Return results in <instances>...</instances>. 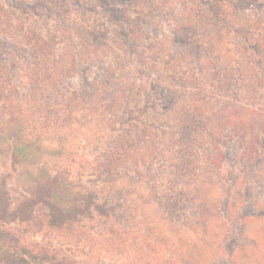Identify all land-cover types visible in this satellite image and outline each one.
<instances>
[{
  "label": "trees",
  "instance_id": "obj_1",
  "mask_svg": "<svg viewBox=\"0 0 264 264\" xmlns=\"http://www.w3.org/2000/svg\"><path fill=\"white\" fill-rule=\"evenodd\" d=\"M73 1L78 2L85 9L83 14L87 15L91 12L88 3L90 0ZM98 1L101 2L98 11L106 20L101 19L91 24L86 21L77 24L75 20L70 19L67 8L69 0L28 1L27 4L33 5L30 9L40 6L41 14L49 12L45 15V27L50 25L48 18L55 21L52 14L56 12L57 6H61L58 15L64 18L62 27L54 25L51 32L47 29V35L43 34L42 28H38L35 20L15 15L0 1V120L5 126L2 136L6 144L4 152L10 157V171L0 174V262L2 264H73V262L58 259L54 254L47 252L41 254L26 246L21 241V236L5 228L17 223L37 225L38 228L46 223L50 228L70 232L75 226L82 224L84 219H91L97 215L125 224L128 222L127 231L134 229L130 227L129 214L133 209L130 207L129 198L138 191L137 185L140 182L147 180L154 183L151 171L144 170L147 159L152 160L154 151H157L164 160L171 159V167L173 165L177 167L175 169L177 179H171L166 190L150 188L147 192V200L159 207L164 226L159 227L153 220L144 227L143 233H135L132 242H136L139 238L140 247L145 245L149 247L145 249V252L151 249L154 258L155 255H159L161 249L167 252L168 260L162 259L158 264H207L204 259H199L202 239L211 249H214L212 252L216 253L215 257L209 259L208 264H237L240 259L247 256L264 264V233L263 237L258 235V238L248 227L258 219V222L263 225L264 232V211H259L261 205H258L259 195L256 192L262 183L264 184V175L259 174L264 168V96L262 107L254 109L249 108L252 102L246 104L235 97V104L229 105L234 112L233 123L230 122V115L223 111L226 102L222 103V100H216L218 103L215 108L205 109L204 105L209 102L205 95H201L200 106L193 105L190 108L188 104L179 108L178 103L175 107L177 101L173 102L172 98L170 104L173 102V110L166 109L167 113H164V118L168 120L173 118L175 121V127L170 132L171 135L174 134V137H169L174 149L169 155L158 146L160 141L154 142L157 137L154 138V132L149 131L154 124L150 118L155 119L154 114L157 110L150 104L148 97L150 98L154 91H163L162 87L166 85L163 86L158 78L151 83L148 76L138 72V75L133 78L123 77L122 86L118 85L113 89L108 84V77L113 73L112 68L106 67L104 79L99 81H96V77L102 76L104 71L101 70L99 73L93 71L96 65L94 59L102 62L111 55L106 53L103 57L100 55L102 52L100 48L101 46L110 48L109 43H112L113 39L114 44H117L114 48L124 53L118 56L111 55L113 60H117L115 61L117 66H127L123 61L127 54L129 61L137 63L138 68L142 67L139 69L140 72L154 69V61L149 56L150 52L156 49L157 39L153 36L160 33V17L168 8L165 3L159 6L155 0ZM199 1L204 6L197 12L199 18L207 19L206 23H210L211 28L217 32L228 29L227 34L238 40L242 47L247 48L249 57L244 56L234 61L237 66H240L238 86L244 87L247 84L245 80H251L253 76L264 79V45L262 46L256 39V36L264 33L262 25L264 16H261L264 0ZM225 8L230 11L229 14ZM252 8H256L261 13H258L260 18L256 17L255 20L250 21L244 14ZM204 11L207 14L206 12L204 14ZM253 23L256 24L253 26ZM197 24L196 22L195 25ZM184 28L185 32L178 29L174 32L177 35L174 37L182 49L179 54H176L179 55L180 62L196 68L198 77L191 76L189 79L182 80L191 86L194 84L197 90L200 89L201 84H206L212 90L218 89L215 87L217 84L214 79L219 78L222 61L219 59L220 51L214 46L215 37H212V31L207 38L202 34L192 33L191 28H187L186 24ZM61 29L65 30L66 38L71 37L73 40L71 44L66 42L62 46L65 49V55L60 51L61 47H56L55 43L59 37H64V34H60ZM147 29L152 30L147 33L148 37L142 39L143 35L139 38V32L145 34ZM13 35L19 36L20 40L16 42L11 39L10 42V37ZM53 43L55 47H52ZM139 48L140 56H138ZM25 59L28 62L23 63L31 64L28 69L25 65H21L22 60ZM52 59L54 65L50 63ZM129 61L127 60V63ZM204 61H209L212 65L210 74L207 69L204 72ZM42 71L52 76L47 78V82L52 81L51 79L54 81L63 79L68 80V84H72L75 80L72 78L76 77V74L81 75L82 80L74 87H66L61 92V90L57 91L54 84L44 83L45 74ZM18 73L25 74L23 76L27 77L28 82H25V86L31 93H35L38 97L47 96L53 100V104L56 105L53 111L58 116L61 113L68 114L70 106L73 105L87 114H90V111L98 112L99 109L106 111L105 113L108 110L117 112L118 106L120 110H125L126 116L139 121L141 126L134 134L127 128L123 132L128 136H134L139 142L147 138L150 149L145 147L144 153H139L137 146L131 144L124 146L118 143L122 154L120 155L116 148L110 151L108 154H111V158L106 157L107 169L99 168L92 173L96 181L111 186L116 180L115 177L124 173L117 172L122 168H125L127 173L134 170L137 178L130 177L129 183L123 186L121 184L117 188L113 185L114 189L112 188L110 192L112 197L107 195L102 201L98 197L96 187L83 186L78 180L69 176L66 168L39 166L37 171L27 170L30 160L41 146L40 143H43L47 125L40 123L35 117L36 112L26 101V96L22 97L23 95L18 91L17 83L19 82L16 79L24 84L19 79L21 75L18 77ZM89 73H92L95 79L90 80ZM191 79L195 83H192ZM140 83L146 84L142 87ZM49 85L53 89H50ZM151 90L152 94L148 95ZM123 94L131 95H125L121 99L119 96ZM141 94L147 96L145 100L140 101ZM197 96L199 98L200 93ZM21 98H25L24 102ZM130 103L133 105L131 106ZM66 106L68 109L65 108ZM101 111L96 114L98 118L103 119L104 113ZM86 116L83 115V118ZM120 117L123 118V116ZM107 120L110 122L108 138L111 139L118 127L113 119ZM209 124L211 127L208 126ZM213 127L220 132V138L224 137V140L220 141L219 137H215ZM55 129L57 128L52 129V134ZM200 131L204 132L203 135H200ZM233 137L239 138L235 146L241 150L239 155L232 152L231 149L234 150V146L225 145L232 141ZM128 140L131 143L129 138ZM219 150L222 151L223 157L217 159L214 152ZM203 157H206L205 161L202 160ZM223 159L234 161L232 168H228L226 172L227 176L223 177L228 188L223 187L218 194L214 193L216 199L211 200L212 194L205 188L208 184L206 175H202L196 165L198 162L200 164L205 162L204 165L209 162L214 165V169L221 170L224 165ZM258 169L260 172L256 171ZM14 175L16 177L20 175L26 179L27 184L22 191H16L12 186ZM216 175L220 176L219 170L213 173V176ZM178 185L181 187H177ZM235 192L239 193L241 199L237 198ZM123 208L126 209L124 212H122ZM189 228L194 229L195 233H189ZM138 229L140 228L135 229V232ZM182 233L185 237L181 236ZM209 234L211 236L208 237ZM97 264L102 262L98 261Z\"/></svg>",
  "mask_w": 264,
  "mask_h": 264
},
{
  "label": "rangeland",
  "instance_id": "obj_2",
  "mask_svg": "<svg viewBox=\"0 0 264 264\" xmlns=\"http://www.w3.org/2000/svg\"><path fill=\"white\" fill-rule=\"evenodd\" d=\"M0 1L7 7V9H10L12 12H14L15 15H20L21 17L31 18V20H35L38 28L43 29L42 31L44 35L48 34L46 32L47 29L49 32H51L50 30L54 29V25H56V27L57 25L59 27H62L64 18L58 15L61 6H57L55 10L56 12L52 14V17H54L55 21L53 22L52 19L50 20L48 18L49 20L47 19V21L50 22V25L45 27V15H48L49 12H43L41 14L40 11L42 10V8L40 6L30 9V7H32L33 5L27 3L28 1L32 0ZM69 1L70 3L67 6V8L69 9L68 15L70 19L72 18L73 20H75L77 24H80L83 21L91 24L92 22L100 21L101 19L106 20V18L102 17V14L98 11L99 4L101 3L100 1L90 0L88 2L91 8V12L87 15L83 14L85 9L81 5H79L78 2H75L73 0ZM155 1L156 3H159V6H162V3H165L166 8L168 9H165L162 13V16L160 17V33L154 34L156 36H153L157 39L155 45L156 49H154V51L152 50L149 56L154 61V69H147V71L145 72H140L139 69H141L142 67L138 68L137 63L129 61L127 54L125 59H123V61L126 62L127 66H117L115 64V61L117 60H113V57H111V55L118 56L119 54L123 55L124 53H122V50L117 51V49L114 48L117 44H114L113 39L112 43H109L110 48H105L103 46H101L100 48V51H102L100 55H102L103 57H105L104 55L106 53L111 55L109 56L107 54L108 56L102 62H100L98 59H94V61L96 62V68L94 67L93 71H96V73L101 72V70L104 71L102 76L96 77V81H99L104 79L105 68H112L113 73L108 77V84L113 89H115L118 85L122 86L123 77L133 78L134 76L138 75V72L140 74L142 73L144 76H148L149 79H151V81H149L151 83L154 79L158 78L163 86L166 85V87H162L163 91H154V93H157L158 95L154 93L152 94V90L148 92V95L152 94L150 98L148 97V100L150 104L153 105L157 110V112L154 114L155 119L150 118L151 122L154 124L152 129L149 131L154 132V138L157 137L154 142L160 141L158 146L162 148V150L164 149L170 155L171 150H173L174 148L172 147L171 139H169V137H174V134L171 135L170 132L172 128L175 127V121L173 118H169L170 120L164 118V113H167L166 109H168V111L169 109L173 110V102L177 101L175 107L178 103L179 108L182 105L188 106V104L190 105V108L193 105L197 107V105L200 106L202 103L201 95H205L207 101L209 102L208 104L204 105L205 109H207L208 107L215 108L218 103L216 100H222V103L226 102V107L225 109H223V111L226 112V114L230 115V122L233 123L234 118H232V116H234V112L229 107V105L231 103L235 104V97H238L240 102H244L246 104L252 102L253 104H251L252 106H250L249 108L254 109L255 107H262L261 104L263 103L262 97L264 96V79L254 78L253 76L251 80H245L248 85L246 84L244 87L238 86L240 66H237L236 62L234 63V61H238L244 56L249 57L247 48L242 47V44H240L238 40L234 39L232 36H229L227 34L228 29L217 32L211 28L210 23H206L207 19H202L197 16V12L200 9L202 10L204 7L201 1ZM119 5L122 4L119 3ZM205 12L206 11H204V14ZM226 12L228 14L230 13V11L227 9ZM259 12L261 13V11L256 10V8H252L251 10L246 11L244 15L245 18L251 21L260 16H258ZM261 16H264V4L263 14L261 13ZM196 22L198 23L197 25H195ZM257 22L258 21H256V23ZM256 23H253L252 25L254 26V24ZM184 24L187 25V28H191L192 33H196V35L198 33L202 34L203 37L208 38V35H210V31H212V37H215L214 46L220 51V53L218 54L219 59L222 61L220 72L218 73L219 78L214 79V82L217 84L215 87L218 89L212 90L206 84H201L200 89L197 90L194 84L193 86H191L189 83L182 80L186 78L189 79V77L191 76H194L195 78L198 77V71L196 70V68L178 60L179 51H181L182 49L180 43L174 37L177 36L174 32L175 29L185 32L186 29L184 28ZM262 25L264 26V20L262 21ZM149 31L152 30L147 29V32L145 34H141L140 31L138 34L140 35L139 38H141L143 35L144 36L142 37V39L148 37L147 33ZM64 32L65 30H60V34H64ZM11 39L18 42L20 40V37L13 35L12 37H10V42ZM256 39L259 40L262 46L264 45V33L256 36ZM76 40L79 41L78 39ZM71 41H73L71 40V37L68 39L64 34V37H59L55 41L56 47H61L60 51L65 55L66 52L64 47L62 46L66 44V42H70L71 44ZM140 43H142L141 39ZM50 45H48L49 49ZM52 47H55L54 43ZM12 48L14 49V46ZM80 52L81 51H79V53ZM140 52L141 50L139 48L138 56H140ZM154 52L156 53L154 54ZM127 60L129 61L128 63ZM133 60L135 61V59ZM25 61L26 63L28 62L27 59H25L24 61L22 60L21 65H25L26 69H28L31 64L30 62L28 64L23 63ZM106 62H108V64ZM50 63L54 65V60L52 59ZM204 63V72L207 69L209 71L208 73L210 74V68L212 67V65L209 63V61H204ZM19 72L23 73L21 71ZM20 73H18L17 75L18 77L19 75H21V78L19 79H21L24 84L20 83V81L16 79V81L19 82L17 83L19 86L18 91L23 95L22 97L26 96V101L29 103L33 111L36 112L35 117L39 119L40 123H44L47 125L46 133L42 140L43 143L39 142L41 146L38 150H36V153L30 160V165L27 167V170L37 171V167L39 166H45L47 168H66L69 176L74 180H78L83 186L96 187L99 193L98 197L102 201L106 199L107 195H110V198L112 197V194L110 192L112 191V188L114 189L113 185H115L117 188V186L119 187L121 186V184L123 186L126 183H129L128 180H130V177L137 178L136 172L134 170H131L130 172H128V174L126 172V169L122 168L117 172L122 171L124 173L120 176L118 175L117 177H115L116 180L111 186L107 183L96 181L95 175L92 173L99 168L105 170L107 169L108 159H106V157L108 156V158H111V154H108L110 151H113L116 148L120 155L122 154V150L120 149L118 143L124 146H130V144L137 146L139 153H144V149H146L145 147H148L150 149V146L147 145V138L139 142L134 136H128L123 132V130L127 128L134 134V132L137 131V129L141 126L139 121L132 120L129 116H126L125 110H120V107L118 106L116 110L117 112L108 110L107 113H105L106 111H101L99 109V113L100 111L104 113V115L102 116L104 117L103 119L97 117L96 113L98 112H93V114L90 111V114H87L85 112H82L76 105L70 106L69 112H67L68 114L65 113V115H63L61 113V115L58 116L53 111L56 107V105L53 104V100H51L47 96L45 97L41 95L38 97L35 95V93H31L30 89L25 86V82H28L27 77L23 76L25 74ZM42 73L45 74L43 77L44 83L46 85H48V82L54 84L57 91L61 90V92H63L64 88L66 87H74L76 83H80L82 80L81 75L76 74V77L72 78L75 79L73 80L74 82L72 84H68V80L65 81L63 79H61L60 81H54V79H51L52 81L47 82V78H52V76H50V74L44 73L43 71ZM89 75L90 80L95 79V76H93L92 73H89ZM183 76H185V78H183ZM246 76H248V74ZM190 81L192 83H195L193 79H191ZM145 84L146 83H140L142 87ZM51 85H49L50 89H53ZM91 90H93V88ZM195 92L200 93L199 98L197 96L199 93ZM125 95L130 96L131 94H123V96L120 95L119 97H121L122 99V97H124ZM146 97V95L141 94L140 101L141 99L145 100ZM172 98L173 102L172 104H170ZM23 99L25 98H21L22 102H24ZM130 105L132 106L133 103H130ZM166 106L167 108H165ZM65 108H67V106ZM215 111H217V109ZM153 112V109H151V113ZM83 115L87 116L83 118ZM120 116H123V118ZM213 117L214 116H212V118ZM108 118L113 119L115 125L118 127L116 133L112 135L113 137L111 139H109L110 137L108 138V130L110 131V122L107 120ZM97 119H99V121ZM131 126H134V128H131ZM135 126H137V128H135ZM208 126L211 127V124H209ZM213 126H215V124H213ZM4 127L5 126L0 120V174L10 171V157L4 152L6 151V144L4 140H2L4 139V137L2 138ZM53 128H57L53 131L54 133H56L55 135L54 133L52 134ZM202 131L199 132L200 135H203L204 132L202 133ZM213 131V134L216 135L215 137L220 138V132L216 130L215 127H213ZM128 138L131 140V143L129 142ZM222 139L224 140L225 138L221 137L220 141H222ZM237 142H239V138L233 137L232 141H229L225 145L230 147L234 146V150L231 149L232 152L236 153V155H239L241 153V150L235 148ZM214 153L217 159L223 157L222 151L220 150ZM147 160L148 162L146 161L145 163L144 171H151V175L154 176V179L152 180L154 183H151L147 180L140 182L137 185L138 191L133 193V196L129 198V201L131 202L130 207L134 211V213L132 211L129 214L130 227H134V229L132 230L127 231L129 228L127 224L128 222H126L125 224L120 221L106 219L97 215L91 219H84L82 224L75 226L74 229H72V231L70 232L50 228L46 225V223H43L40 228H38L37 225L34 226L25 223L13 224L10 227L6 226L5 228L10 230L12 233H16L21 236V241L31 249H34L41 254L46 252L54 254L58 259H62L67 262H73V264H97L98 261L102 262V264H158L162 259H165L167 261L168 253L163 249H161L159 255H155L156 257L154 258V256H152L153 252H151V249L149 250V252H145V249H148L149 247H147L146 245L144 247H140L138 243L139 238L136 239V242H132L134 236L136 235L135 233H143L145 229L144 227H146V225H148L153 220L158 224L159 227L164 226L161 220L162 217L160 214V209L156 204L150 203L147 200V192L150 190V188L166 190L171 179H177V171L175 170L177 169V167H175L173 164V167H171V159H168V161H166V158L164 160V157L160 153L154 151L153 159ZM202 160L205 161L206 157H203ZM174 161L176 162V160ZM204 163L200 164L198 162L196 166H198L202 175H206L205 177L207 178L206 181L208 184L205 186V188H207L210 194H212L210 199L215 200V194H218V191H220L223 187L228 188L223 177L227 176L226 172L229 170L228 168H232V166L234 165V161L232 162L229 159L224 160V165L221 167V170L220 168L217 169L219 170L220 176H213V173L217 170L214 169V165H212V163L208 162L207 165H204ZM22 170L26 169L22 168ZM256 171L260 172L259 169ZM259 174H261L262 176L264 175V168L263 172H260ZM12 181V186L16 189V191H22L24 189V186H26L27 184L26 179L20 175H18L17 177L14 175ZM241 183L242 180L240 184ZM179 186L180 185H178L177 187ZM256 192L259 195L257 200L259 203L258 205H261L259 207V211L263 212V183L262 186L256 190ZM235 193L237 195V198H240L239 193ZM125 210L126 209L123 208L122 212H124ZM249 211H251V209ZM262 226L263 225L259 223L257 219L248 227L251 228V233L255 232L253 235H259L260 237H263L264 232ZM137 228L140 229L135 232V229ZM193 230L194 229L189 228V233H195ZM181 236L185 237L184 233H182ZM207 236L209 237L211 236V234ZM203 242L204 241L202 239V241L200 242L201 247H199V259H204V261L208 264L209 259L215 257L216 253H213L212 250L214 251V249H211L206 242ZM254 259L250 256H247L244 259H240L237 264H260V262H257ZM0 264L2 263L0 262Z\"/></svg>",
  "mask_w": 264,
  "mask_h": 264
}]
</instances>
